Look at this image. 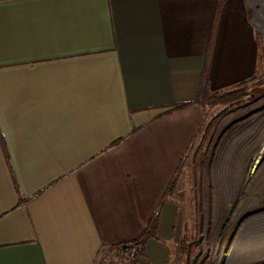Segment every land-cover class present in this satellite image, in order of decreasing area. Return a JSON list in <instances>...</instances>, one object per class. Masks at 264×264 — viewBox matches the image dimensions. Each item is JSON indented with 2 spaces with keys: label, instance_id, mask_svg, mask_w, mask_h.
<instances>
[{
  "label": "crops",
  "instance_id": "obj_1",
  "mask_svg": "<svg viewBox=\"0 0 264 264\" xmlns=\"http://www.w3.org/2000/svg\"><path fill=\"white\" fill-rule=\"evenodd\" d=\"M262 74L246 0H0V264H168L201 96Z\"/></svg>",
  "mask_w": 264,
  "mask_h": 264
},
{
  "label": "rangeland",
  "instance_id": "obj_2",
  "mask_svg": "<svg viewBox=\"0 0 264 264\" xmlns=\"http://www.w3.org/2000/svg\"><path fill=\"white\" fill-rule=\"evenodd\" d=\"M246 2L263 74L202 100L204 123L178 170L168 264H264V0Z\"/></svg>",
  "mask_w": 264,
  "mask_h": 264
},
{
  "label": "built area",
  "instance_id": "obj_3",
  "mask_svg": "<svg viewBox=\"0 0 264 264\" xmlns=\"http://www.w3.org/2000/svg\"><path fill=\"white\" fill-rule=\"evenodd\" d=\"M144 240L105 248L100 252L96 264H146Z\"/></svg>",
  "mask_w": 264,
  "mask_h": 264
},
{
  "label": "trees",
  "instance_id": "obj_4",
  "mask_svg": "<svg viewBox=\"0 0 264 264\" xmlns=\"http://www.w3.org/2000/svg\"><path fill=\"white\" fill-rule=\"evenodd\" d=\"M246 84V83H245ZM242 85H244V84H242ZM242 85H240V86H238V87H241ZM235 89V88H234ZM233 90V89H232ZM217 96L219 95V94H216ZM208 97H210L209 95H208V93H203L202 94V96H201V100H204V99H206V98H208ZM186 105H177V107L180 109V108H184Z\"/></svg>",
  "mask_w": 264,
  "mask_h": 264
},
{
  "label": "bare ground",
  "instance_id": "obj_5",
  "mask_svg": "<svg viewBox=\"0 0 264 264\" xmlns=\"http://www.w3.org/2000/svg\"><path fill=\"white\" fill-rule=\"evenodd\" d=\"M241 252H242V250H241ZM229 253V252H228Z\"/></svg>",
  "mask_w": 264,
  "mask_h": 264
}]
</instances>
